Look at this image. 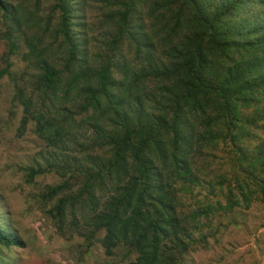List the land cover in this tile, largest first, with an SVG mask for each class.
Here are the masks:
<instances>
[{"label":"trees","instance_id":"obj_1","mask_svg":"<svg viewBox=\"0 0 264 264\" xmlns=\"http://www.w3.org/2000/svg\"><path fill=\"white\" fill-rule=\"evenodd\" d=\"M84 3L0 0V79L32 68L11 102L64 178L48 212L127 264H182L202 218L264 201V0H97L94 26Z\"/></svg>","mask_w":264,"mask_h":264},{"label":"rangeland","instance_id":"obj_2","mask_svg":"<svg viewBox=\"0 0 264 264\" xmlns=\"http://www.w3.org/2000/svg\"><path fill=\"white\" fill-rule=\"evenodd\" d=\"M98 5L97 0H85L87 24H96ZM5 52L6 46L0 41V68L5 65ZM10 61L11 76L22 86L34 72L21 55H11ZM11 76L0 79V231L12 233L20 245L0 246V264H127L124 248H115L111 255L104 251L96 241L102 233L87 238V232L62 234L56 228L48 210L58 198L50 199L48 195L51 187L64 180L54 171L56 166L49 168L58 154L35 134L33 121L21 127L22 106L11 102L16 90ZM215 158L226 166L224 160ZM215 163L209 167L214 169ZM30 166L43 167L46 172L27 179ZM179 195L187 208H194L202 205L197 200L203 198L204 191L194 196L183 192ZM201 222L206 240L198 241L186 252L182 264H264V201L253 202L246 209L218 211ZM69 227L67 223L65 229Z\"/></svg>","mask_w":264,"mask_h":264}]
</instances>
